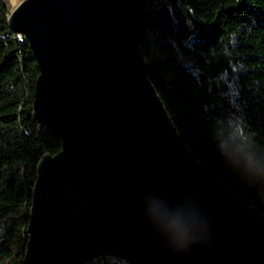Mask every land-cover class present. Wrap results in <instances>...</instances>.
<instances>
[{"label": "water", "instance_id": "95a60500", "mask_svg": "<svg viewBox=\"0 0 264 264\" xmlns=\"http://www.w3.org/2000/svg\"><path fill=\"white\" fill-rule=\"evenodd\" d=\"M142 0H22L43 154L21 264H264V217L187 150L148 80Z\"/></svg>", "mask_w": 264, "mask_h": 264}, {"label": "trees", "instance_id": "16d2710c", "mask_svg": "<svg viewBox=\"0 0 264 264\" xmlns=\"http://www.w3.org/2000/svg\"><path fill=\"white\" fill-rule=\"evenodd\" d=\"M142 7L146 76L179 138L264 217V0H142ZM10 11L0 0V264H21L37 162L61 145L32 117L38 69L8 27Z\"/></svg>", "mask_w": 264, "mask_h": 264}, {"label": "built area", "instance_id": "2783aa9c", "mask_svg": "<svg viewBox=\"0 0 264 264\" xmlns=\"http://www.w3.org/2000/svg\"><path fill=\"white\" fill-rule=\"evenodd\" d=\"M103 257L107 258V260L110 261V264H116V263L128 264L124 260L118 259V258L113 257V256H108V255L98 256V257L94 258L93 260L87 262L86 264H102L103 263Z\"/></svg>", "mask_w": 264, "mask_h": 264}, {"label": "rangeland", "instance_id": "374dc122", "mask_svg": "<svg viewBox=\"0 0 264 264\" xmlns=\"http://www.w3.org/2000/svg\"><path fill=\"white\" fill-rule=\"evenodd\" d=\"M22 0H6L9 7L11 8V11L21 2Z\"/></svg>", "mask_w": 264, "mask_h": 264}]
</instances>
